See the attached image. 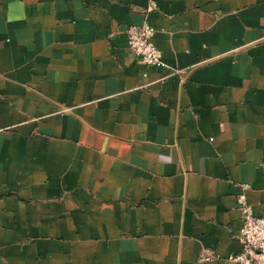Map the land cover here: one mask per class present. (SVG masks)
Returning a JSON list of instances; mask_svg holds the SVG:
<instances>
[{"label": "crops", "instance_id": "crops-1", "mask_svg": "<svg viewBox=\"0 0 264 264\" xmlns=\"http://www.w3.org/2000/svg\"><path fill=\"white\" fill-rule=\"evenodd\" d=\"M242 183L263 213L264 0H0V264H237Z\"/></svg>", "mask_w": 264, "mask_h": 264}, {"label": "built area", "instance_id": "built-area-1", "mask_svg": "<svg viewBox=\"0 0 264 264\" xmlns=\"http://www.w3.org/2000/svg\"><path fill=\"white\" fill-rule=\"evenodd\" d=\"M156 7L151 2V9ZM130 52L147 65H162L163 53L154 41L155 29L149 23L131 24L126 29ZM248 183L241 184L238 194V207L241 211L242 224L239 229V240L242 249L229 258L237 264H264V212L256 214L253 205L248 201L245 190Z\"/></svg>", "mask_w": 264, "mask_h": 264}]
</instances>
